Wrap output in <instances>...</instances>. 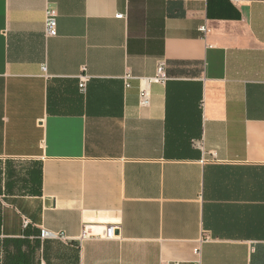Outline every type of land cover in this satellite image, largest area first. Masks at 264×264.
<instances>
[{"label": "crops", "instance_id": "1", "mask_svg": "<svg viewBox=\"0 0 264 264\" xmlns=\"http://www.w3.org/2000/svg\"><path fill=\"white\" fill-rule=\"evenodd\" d=\"M3 240L29 264H264V0H0Z\"/></svg>", "mask_w": 264, "mask_h": 264}, {"label": "built area", "instance_id": "2", "mask_svg": "<svg viewBox=\"0 0 264 264\" xmlns=\"http://www.w3.org/2000/svg\"><path fill=\"white\" fill-rule=\"evenodd\" d=\"M117 18H122V15H117ZM206 27H202L201 31H205ZM57 35V12L54 8H52L49 4L46 6L45 10V23H44V36L45 38L55 37ZM45 70V66L42 67ZM167 79V75L164 69V64L159 63L156 68V74L154 77L146 79L144 84L141 83L139 90V105L147 106L150 99V93L148 87L145 84L149 83H164ZM86 87V76L82 75L79 77L78 88L80 92H84ZM87 234V229L84 230L82 236L84 237ZM105 237L111 239L114 237V228L110 227L105 230ZM40 238L44 239H52V238H63V235L49 232L47 230L42 229L40 231ZM199 251H196L198 253Z\"/></svg>", "mask_w": 264, "mask_h": 264}, {"label": "trees", "instance_id": "3", "mask_svg": "<svg viewBox=\"0 0 264 264\" xmlns=\"http://www.w3.org/2000/svg\"><path fill=\"white\" fill-rule=\"evenodd\" d=\"M7 242L5 240L0 241V264H29L30 256L24 255L19 252L18 248L23 244L19 241H11V244L14 246L16 253H11L7 249Z\"/></svg>", "mask_w": 264, "mask_h": 264}, {"label": "rangeland", "instance_id": "4", "mask_svg": "<svg viewBox=\"0 0 264 264\" xmlns=\"http://www.w3.org/2000/svg\"><path fill=\"white\" fill-rule=\"evenodd\" d=\"M0 257H1V253H0Z\"/></svg>", "mask_w": 264, "mask_h": 264}]
</instances>
